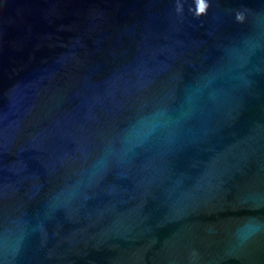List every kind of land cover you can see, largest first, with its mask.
I'll use <instances>...</instances> for the list:
<instances>
[{
    "label": "water",
    "instance_id": "1",
    "mask_svg": "<svg viewBox=\"0 0 264 264\" xmlns=\"http://www.w3.org/2000/svg\"><path fill=\"white\" fill-rule=\"evenodd\" d=\"M0 264H264V0H0Z\"/></svg>",
    "mask_w": 264,
    "mask_h": 264
}]
</instances>
